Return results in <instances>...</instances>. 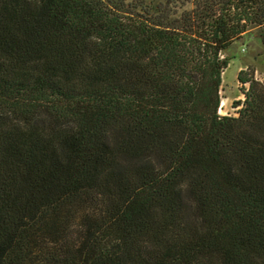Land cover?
Segmentation results:
<instances>
[{
	"label": "trees",
	"instance_id": "obj_1",
	"mask_svg": "<svg viewBox=\"0 0 264 264\" xmlns=\"http://www.w3.org/2000/svg\"><path fill=\"white\" fill-rule=\"evenodd\" d=\"M264 0H0V264H264V81L218 114Z\"/></svg>",
	"mask_w": 264,
	"mask_h": 264
},
{
	"label": "rangeland",
	"instance_id": "obj_2",
	"mask_svg": "<svg viewBox=\"0 0 264 264\" xmlns=\"http://www.w3.org/2000/svg\"><path fill=\"white\" fill-rule=\"evenodd\" d=\"M222 57L227 58L229 64L222 73L218 114L236 117L241 106L235 103L244 100V91L248 88V84L239 83V72L243 70V76H253L255 80L264 81V25L251 27L223 52ZM222 100L224 106L220 109Z\"/></svg>",
	"mask_w": 264,
	"mask_h": 264
},
{
	"label": "bare ground",
	"instance_id": "obj_3",
	"mask_svg": "<svg viewBox=\"0 0 264 264\" xmlns=\"http://www.w3.org/2000/svg\"><path fill=\"white\" fill-rule=\"evenodd\" d=\"M224 106V101L222 100L220 109Z\"/></svg>",
	"mask_w": 264,
	"mask_h": 264
}]
</instances>
